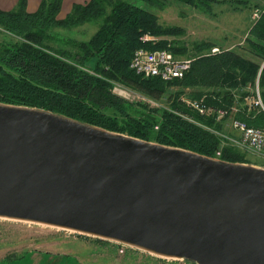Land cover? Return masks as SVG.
Returning <instances> with one entry per match:
<instances>
[{"label": "water", "instance_id": "water-1", "mask_svg": "<svg viewBox=\"0 0 264 264\" xmlns=\"http://www.w3.org/2000/svg\"><path fill=\"white\" fill-rule=\"evenodd\" d=\"M0 216L197 264H264V166L0 101Z\"/></svg>", "mask_w": 264, "mask_h": 264}, {"label": "trees", "instance_id": "trees-1", "mask_svg": "<svg viewBox=\"0 0 264 264\" xmlns=\"http://www.w3.org/2000/svg\"><path fill=\"white\" fill-rule=\"evenodd\" d=\"M62 1L42 0L35 11L27 10V0H19L12 9L0 7V26L22 35L21 40L0 41V101L41 107L141 138L241 160L221 147L215 130H221L230 115L264 127L261 104L236 105L238 90L243 100L251 92L241 89L256 84L264 103V5L244 43L212 52L215 42L201 41L195 48L208 52L195 55L183 77L165 79L136 72L130 60L140 46L169 47L176 54L187 50L168 38H141L146 32L182 31L180 25L161 23L151 7L169 0L74 2L71 11L61 17ZM183 1L208 8L214 0ZM87 21L98 24L97 29L87 39H69L76 49L54 47L46 41L54 36V27L72 28ZM117 82L155 100L167 96L169 87L177 88L168 94V105L141 101L133 106L113 90ZM194 100L210 110L200 112L191 103ZM219 109L226 111L223 117H218Z\"/></svg>", "mask_w": 264, "mask_h": 264}, {"label": "rangeland", "instance_id": "rangeland-1", "mask_svg": "<svg viewBox=\"0 0 264 264\" xmlns=\"http://www.w3.org/2000/svg\"><path fill=\"white\" fill-rule=\"evenodd\" d=\"M257 3L260 5H256ZM262 5L264 0H214L211 7L205 8L183 0H169L163 6L151 7L161 23L180 25L182 31L177 34H149L154 36V40L168 38L171 44L175 40V45H185L187 50L177 53L180 57H194L208 52L206 48L200 51L195 48L197 43L204 40L215 42L214 46H219L220 49L233 47L245 42L251 25L258 17L255 12H260ZM97 25L87 21L72 28L54 27V36L46 41L54 47L76 49L69 39L89 38ZM21 39L22 35L0 26V41L13 42ZM176 88L175 85L169 87L167 96L161 100H155L135 87L118 82L113 90L132 102L133 106H137L141 101L150 102L152 105H168V94ZM258 89L257 84L241 89L251 92L243 100L240 99L241 92L238 90L236 97L239 99L236 105L253 103L258 98ZM231 118L232 115L224 118L221 130H215L220 135L221 147L236 154L243 162L264 166L262 153L239 142V131L233 127ZM107 239L46 223L0 216V264H197L187 258L160 255L121 241Z\"/></svg>", "mask_w": 264, "mask_h": 264}, {"label": "built area", "instance_id": "built-area-1", "mask_svg": "<svg viewBox=\"0 0 264 264\" xmlns=\"http://www.w3.org/2000/svg\"><path fill=\"white\" fill-rule=\"evenodd\" d=\"M259 14L260 12L256 10L255 15L259 16ZM153 37L154 36L149 33H145L141 36V38L145 40H151ZM219 50V46L212 47V52ZM194 58L195 56L180 57L169 47L148 48L140 46L137 47L132 54L130 67L144 76L160 75L165 79H171L174 77H183L191 68ZM254 102L261 104L264 108L259 89L258 98ZM191 103L198 107L202 113H206L210 110L205 104L197 100L191 101ZM218 113V117H223L226 111L224 109H219ZM232 117L231 123L233 127L239 131V142L264 155V127L252 125L243 119ZM218 153H220V151H218Z\"/></svg>", "mask_w": 264, "mask_h": 264}, {"label": "crops", "instance_id": "crops-1", "mask_svg": "<svg viewBox=\"0 0 264 264\" xmlns=\"http://www.w3.org/2000/svg\"><path fill=\"white\" fill-rule=\"evenodd\" d=\"M42 0H27L26 8L28 11H35L38 9ZM87 0H63L62 7L59 11V16H65L71 11L74 2H85ZM19 0H0V7L3 9H12L17 6Z\"/></svg>", "mask_w": 264, "mask_h": 264}]
</instances>
